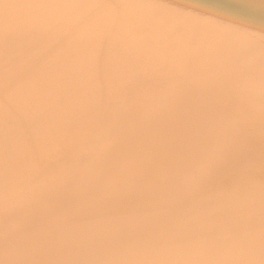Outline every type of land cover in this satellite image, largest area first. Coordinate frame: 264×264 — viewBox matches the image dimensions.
<instances>
[{"label": "bare ground", "instance_id": "6f19581e", "mask_svg": "<svg viewBox=\"0 0 264 264\" xmlns=\"http://www.w3.org/2000/svg\"><path fill=\"white\" fill-rule=\"evenodd\" d=\"M0 264H264V0H0Z\"/></svg>", "mask_w": 264, "mask_h": 264}]
</instances>
